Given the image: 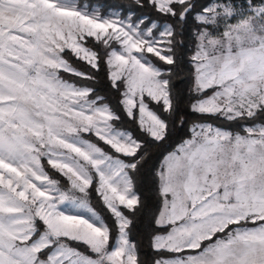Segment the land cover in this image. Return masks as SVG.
<instances>
[{
	"label": "snow or ice",
	"instance_id": "1",
	"mask_svg": "<svg viewBox=\"0 0 264 264\" xmlns=\"http://www.w3.org/2000/svg\"><path fill=\"white\" fill-rule=\"evenodd\" d=\"M0 264H264V0H0Z\"/></svg>",
	"mask_w": 264,
	"mask_h": 264
},
{
	"label": "trees",
	"instance_id": "2",
	"mask_svg": "<svg viewBox=\"0 0 264 264\" xmlns=\"http://www.w3.org/2000/svg\"><path fill=\"white\" fill-rule=\"evenodd\" d=\"M95 2H103V0H95ZM187 129L185 128L182 131H179L170 141L168 144L163 145L161 147L153 149L154 155L160 156L163 152L171 150L172 147L175 146L176 143H178L179 139L185 135ZM146 243V241H145Z\"/></svg>",
	"mask_w": 264,
	"mask_h": 264
}]
</instances>
